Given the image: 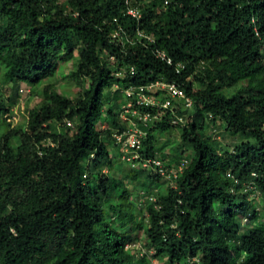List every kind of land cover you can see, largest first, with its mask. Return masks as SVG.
I'll return each instance as SVG.
<instances>
[{"label": "trees", "instance_id": "1", "mask_svg": "<svg viewBox=\"0 0 264 264\" xmlns=\"http://www.w3.org/2000/svg\"><path fill=\"white\" fill-rule=\"evenodd\" d=\"M68 61L75 97L52 81ZM157 80L193 105L173 102L183 126L148 108L141 152L188 166L117 178L124 92ZM23 86L39 102L13 126ZM263 211L264 0H0V264H264Z\"/></svg>", "mask_w": 264, "mask_h": 264}, {"label": "built area", "instance_id": "2", "mask_svg": "<svg viewBox=\"0 0 264 264\" xmlns=\"http://www.w3.org/2000/svg\"><path fill=\"white\" fill-rule=\"evenodd\" d=\"M165 3L168 0H164ZM134 18H139L140 12L137 8H129L127 12ZM117 35V32H115ZM157 57L164 60L167 64H172V60L166 57L163 52H157ZM177 71L183 69L182 64L177 63ZM131 73L134 71L131 69ZM21 93H28V88H21ZM157 94L152 96L151 94ZM126 102L121 106L120 118L127 123L124 130L115 129L113 139L119 148L120 160H122L130 169H148L152 170L164 180L172 182L181 175L188 166L186 157L182 158L177 164L169 167L167 160L155 157L145 156L141 150L144 148V141L147 136V128H152L155 121L159 120V113L151 114L150 107H159L172 112L171 123L176 126H183L185 118L183 115L176 114L173 109V102L180 103L183 109L192 108L193 101L185 94V91L176 83L157 80L149 86H131L124 92ZM10 117L8 121H10ZM67 126H72L70 121H66ZM154 200L153 197H150ZM197 261V260H194ZM194 261H191L193 263Z\"/></svg>", "mask_w": 264, "mask_h": 264}, {"label": "rangeland", "instance_id": "3", "mask_svg": "<svg viewBox=\"0 0 264 264\" xmlns=\"http://www.w3.org/2000/svg\"><path fill=\"white\" fill-rule=\"evenodd\" d=\"M71 69H72V61H68L67 63H65L61 66L60 71L58 72L57 76L52 81L55 84L58 91H66L70 97H75L80 92V89L78 88L76 83L73 81H70L68 79H62L61 78L62 74L64 76H66L71 71ZM23 87H25V86H23ZM8 94H9V91L6 92V96ZM38 102H39V98L35 97V96H31L30 92L29 93H21L19 91L16 103L11 108L10 123L13 126L24 125V123L27 121L28 110H30L32 107H34ZM207 133L209 135L213 136V138H215L217 140L220 139V137H221L219 134V131H216V132L212 131L211 128L209 130H207ZM160 140L162 142H167L165 147L163 148L164 154H168L169 156H177L179 154L178 147H179L180 138H179V132L177 130H173L171 132L165 133L164 135H162L160 137ZM111 153L114 155H120L118 151L116 152L114 150H112ZM165 160H167L166 162L168 164L172 165L173 161L170 159V157H167ZM114 168H115V174H116L117 178L121 177L126 171H128L130 169L120 159L117 160ZM129 186L131 187V185H129ZM139 195L143 196L144 193L139 194ZM138 199L140 201V198H138ZM141 201H143V203L146 201L145 195L143 197H141ZM261 206H262V204H261ZM141 215H142V213H141ZM261 219H264V211L262 212ZM120 224H121L120 222L117 223L118 228H119ZM123 229L124 228H122L121 230H123ZM132 249H136L134 251H135V255L137 257H141L142 254L145 253L144 240H143L142 233L139 232V234H137V240H136V243L134 244ZM163 263H164V260L161 261L159 259H153V258L151 259V264H163Z\"/></svg>", "mask_w": 264, "mask_h": 264}, {"label": "clouds", "instance_id": "4", "mask_svg": "<svg viewBox=\"0 0 264 264\" xmlns=\"http://www.w3.org/2000/svg\"><path fill=\"white\" fill-rule=\"evenodd\" d=\"M29 93V92H28ZM134 244L133 245H130L131 248H133Z\"/></svg>", "mask_w": 264, "mask_h": 264}]
</instances>
